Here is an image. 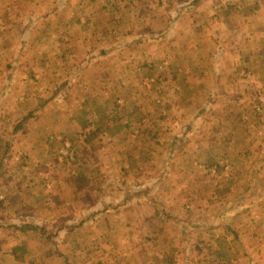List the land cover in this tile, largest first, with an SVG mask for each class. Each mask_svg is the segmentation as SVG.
Wrapping results in <instances>:
<instances>
[{
  "label": "crops",
  "instance_id": "obj_1",
  "mask_svg": "<svg viewBox=\"0 0 264 264\" xmlns=\"http://www.w3.org/2000/svg\"><path fill=\"white\" fill-rule=\"evenodd\" d=\"M263 63L264 0H0V264H60L61 236L70 240L66 264H162L160 237L180 241L178 251L188 254L198 226L175 217L166 226L179 202H165L161 213L158 190L189 180L191 164L173 173L167 162L163 178V160L138 167L149 160L140 159L143 139L133 118L114 109L162 91L166 114L178 110L179 122L189 104L202 107L205 82L207 93H221L225 81L228 99L246 101L248 78L264 83ZM65 93L66 101L54 100ZM102 93L125 96L110 118L99 119L90 100ZM78 123L86 132L80 155L71 136ZM172 174L177 185L166 182ZM69 200H86L78 231L85 243L73 240L72 216L60 210ZM209 216L195 221L207 222L205 232L216 228Z\"/></svg>",
  "mask_w": 264,
  "mask_h": 264
},
{
  "label": "rangeland",
  "instance_id": "obj_2",
  "mask_svg": "<svg viewBox=\"0 0 264 264\" xmlns=\"http://www.w3.org/2000/svg\"><path fill=\"white\" fill-rule=\"evenodd\" d=\"M100 64L94 63L93 65L98 69L101 67ZM125 78L127 82L131 80L130 77ZM256 80L258 81L257 78H248L246 101L241 95L236 94L235 97L239 101L235 102L227 97L225 81H223V92L221 93L210 91L207 93L209 84L205 82L202 85L201 95L199 94L203 101L202 107L200 105L199 108H194L193 104H189L186 109H183V118H185L179 122L175 120L178 110L175 115H173V110L170 111V116L166 114L167 110L163 107L166 97L161 94L162 91L160 93L150 91L144 97H142L143 93L142 96L138 93L140 99L131 101L132 107L114 109L116 117L128 118L130 116L133 118L134 126H137L134 129L137 131L136 136L141 135L143 139L140 143L144 151H140L143 154L140 159H144L146 153L149 155V160L146 167L144 162H140L138 167H157L163 160L167 169L164 167L165 173L159 171L162 178L168 171L169 163L171 167L175 165L171 168L173 173L177 168L176 165L184 164L185 161L193 168L192 176H188L189 180L182 179L186 180L184 183L180 182L177 185L179 177L176 174L166 179V182L177 185L172 188L173 190L171 189L173 192L158 190L161 195L159 197L163 200L161 213L165 214L169 211L165 209L168 208L165 202H171L175 196L177 197L175 201L179 202L177 208L171 205L173 211L178 212L177 216L171 211L167 214L166 226L173 217L185 221V223L181 222V225L192 223L193 226H198L193 232L196 235L195 243H192L186 255L178 251L180 241H171L170 238L161 239V237L158 239L161 244L156 246V257L161 254L160 250L168 252L162 264H191V262L197 264H264V93L260 91L264 83ZM87 84L90 82L87 81ZM95 84L99 85L98 82ZM184 94L190 95L187 92ZM66 95L67 93L58 94V96L56 94L54 100L64 102ZM78 95L80 99V94ZM100 95V98L98 94H95V97L90 99L94 103L93 109L99 119L110 118L107 112L112 110L116 104L119 105L117 103L119 98H125L119 93ZM133 103H137V107ZM195 104L198 105L199 102ZM133 108H136L135 111L132 110ZM84 127L91 128L87 124ZM100 127L103 128L104 125ZM79 128H81L80 123L75 126L76 131L73 130L71 136L74 138L75 148L80 155L81 150L86 148V141L84 142L85 138H83L86 132L84 128L78 131ZM93 139L92 142H95V138ZM184 155L187 157H183ZM193 171L197 172L193 174ZM162 178L156 180L161 182ZM152 179L153 177L150 178ZM173 180L174 183H172ZM144 184V182L141 183V185ZM179 188L180 195L177 194ZM189 198L195 199V202L187 203L191 201L187 200ZM59 204H61L62 212H69L68 215L72 216V219H69L71 224H67L69 233L76 234L84 228L82 226H84L83 218L86 219V200L84 203L79 200L77 202L69 200ZM80 209L82 212L79 213ZM216 214L218 217L215 216ZM209 215H212V218L215 216L216 228L205 232L199 228L206 227L203 224L207 222L195 221L201 216L205 220V217ZM75 219L81 220L75 221ZM78 234L72 236L73 240L75 238V242L85 243L86 235L82 232ZM62 237L55 238L54 241L60 251L59 261H62L60 264H64L66 260L64 258L66 255L62 251L65 252L68 248L66 246L70 245V240L66 239L62 242ZM198 238H201L199 244L197 243ZM194 248H197L195 252ZM151 255L154 256V254ZM79 256L86 259V252ZM72 263L73 261L69 262V264ZM80 264H86V262Z\"/></svg>",
  "mask_w": 264,
  "mask_h": 264
}]
</instances>
